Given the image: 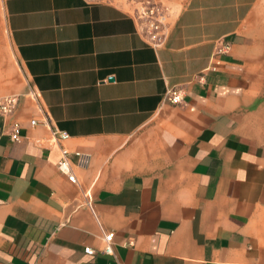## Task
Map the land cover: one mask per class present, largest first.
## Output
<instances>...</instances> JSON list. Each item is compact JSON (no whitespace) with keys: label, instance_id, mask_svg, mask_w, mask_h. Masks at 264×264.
Instances as JSON below:
<instances>
[{"label":"crops","instance_id":"obj_1","mask_svg":"<svg viewBox=\"0 0 264 264\" xmlns=\"http://www.w3.org/2000/svg\"><path fill=\"white\" fill-rule=\"evenodd\" d=\"M156 1L0 0V264H264V0Z\"/></svg>","mask_w":264,"mask_h":264},{"label":"built area","instance_id":"obj_2","mask_svg":"<svg viewBox=\"0 0 264 264\" xmlns=\"http://www.w3.org/2000/svg\"><path fill=\"white\" fill-rule=\"evenodd\" d=\"M125 5L131 12L139 33L145 38V40L155 46H162L168 35L169 28V11L159 1L156 0H125ZM30 94L33 95V92ZM166 100L172 104H179L183 102V91L180 88H170L166 92ZM20 95L11 94L6 96H0V115L8 116L17 107L19 103ZM45 119L47 122L50 121L49 114L44 111ZM36 120L32 121L35 124ZM52 135L57 142H62L69 138V134L59 129H54ZM11 137L15 141L21 139V126L19 123H14L11 130ZM62 156L58 161V167L67 174L68 178L72 182H76L77 178L73 171L72 154L75 156V164L81 167H87L90 163V155L82 151L71 152L65 146L61 148ZM114 232L109 231L105 233V247L103 252L107 254L114 253L113 238ZM85 251L88 254H94L95 250L87 246Z\"/></svg>","mask_w":264,"mask_h":264},{"label":"rangeland","instance_id":"obj_3","mask_svg":"<svg viewBox=\"0 0 264 264\" xmlns=\"http://www.w3.org/2000/svg\"><path fill=\"white\" fill-rule=\"evenodd\" d=\"M126 4V3H125ZM1 19H2V12H1V4H0V21H1ZM0 96H5V95H1L0 94Z\"/></svg>","mask_w":264,"mask_h":264}]
</instances>
